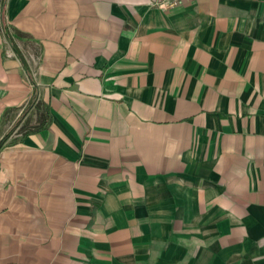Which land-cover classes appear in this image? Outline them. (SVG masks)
<instances>
[{
  "label": "crops",
  "instance_id": "0c3cea01",
  "mask_svg": "<svg viewBox=\"0 0 264 264\" xmlns=\"http://www.w3.org/2000/svg\"><path fill=\"white\" fill-rule=\"evenodd\" d=\"M0 264H264V0H0Z\"/></svg>",
  "mask_w": 264,
  "mask_h": 264
},
{
  "label": "trees",
  "instance_id": "16d2710c",
  "mask_svg": "<svg viewBox=\"0 0 264 264\" xmlns=\"http://www.w3.org/2000/svg\"><path fill=\"white\" fill-rule=\"evenodd\" d=\"M36 105V110L38 111L39 115L38 118L34 123L31 124L29 121H25L24 124L20 127L19 131L23 135L32 134L33 132H38L41 130L46 129L51 121V113L48 110V107L43 105L42 103H35V99H33L23 110V114L21 118L25 117L32 106ZM13 131V130H12ZM6 139V138H4ZM3 139V141H4Z\"/></svg>",
  "mask_w": 264,
  "mask_h": 264
},
{
  "label": "built area",
  "instance_id": "2783aa9c",
  "mask_svg": "<svg viewBox=\"0 0 264 264\" xmlns=\"http://www.w3.org/2000/svg\"><path fill=\"white\" fill-rule=\"evenodd\" d=\"M21 114H23V111H22V113H21ZM21 114H20V115H21Z\"/></svg>",
  "mask_w": 264,
  "mask_h": 264
}]
</instances>
